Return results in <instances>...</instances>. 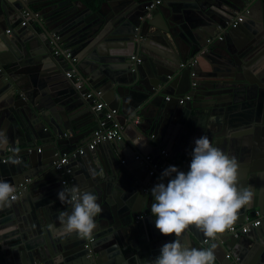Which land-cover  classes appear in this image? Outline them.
Segmentation results:
<instances>
[{"label": "water", "instance_id": "water-1", "mask_svg": "<svg viewBox=\"0 0 264 264\" xmlns=\"http://www.w3.org/2000/svg\"><path fill=\"white\" fill-rule=\"evenodd\" d=\"M3 1L11 16L0 18V131L8 141L0 180L15 187L17 200L0 207V264H148L175 237L155 228L150 210V190L165 169L151 176L134 155L157 159L166 146L180 162L172 166L186 172L203 135L236 158L237 186L253 194L233 224L255 209L260 224L238 237L226 229L208 243L191 225L181 243L212 250L213 264H233L228 250L244 264H264V0H162L149 17L145 0ZM22 9L32 18L20 33ZM69 66L86 88L103 91L124 125L121 140L68 159L71 189L93 193L102 209L88 237L64 231L60 214L72 203L58 199L64 188L53 165L56 154L88 142L101 116L65 76ZM185 94L190 99L179 104Z\"/></svg>", "mask_w": 264, "mask_h": 264}, {"label": "clouds", "instance_id": "clouds-1", "mask_svg": "<svg viewBox=\"0 0 264 264\" xmlns=\"http://www.w3.org/2000/svg\"><path fill=\"white\" fill-rule=\"evenodd\" d=\"M7 142L6 131H0V148ZM194 144L189 169L185 172L169 166L162 172L161 182L150 190L155 228L175 239L164 243L159 255L148 264H213L212 250L182 244L180 237L194 225L206 237L215 238L236 221L238 211L252 199L250 189L237 186L239 165L235 157L230 158L214 147L205 135ZM165 177L168 178L166 184ZM15 191L11 183L0 180V207L10 206L16 199ZM69 194L71 213L60 214L64 231L91 236L96 227L94 217L102 211L97 197L76 187ZM58 199L61 202L67 199L64 189L58 193Z\"/></svg>", "mask_w": 264, "mask_h": 264}, {"label": "built area", "instance_id": "built-area-1", "mask_svg": "<svg viewBox=\"0 0 264 264\" xmlns=\"http://www.w3.org/2000/svg\"><path fill=\"white\" fill-rule=\"evenodd\" d=\"M6 1H13V0H6ZM148 5L146 6L147 13L145 16H150V11L154 9L158 4L161 3V0H145ZM32 18V14L26 10L22 9L20 14L19 26L25 27L29 24ZM242 20V16L238 15L236 20L232 21L230 26H235L237 21ZM10 28L5 30L6 33L10 32ZM53 36H55L53 34ZM55 55H59V50H54L53 52ZM63 53L67 58H70V51L68 49H64ZM196 56L190 57L186 59L184 62L180 63V66L189 65L191 66L193 63L196 62ZM132 69H134V65L139 63V57L137 54H133L130 57ZM71 62H75V58H71ZM190 75L193 77L195 76L194 71H191ZM65 76L71 81V83L78 89L81 93V96L91 103V109L95 113H101V116L97 120V127L93 131L90 139L85 144L81 145L80 147L76 148L73 151L63 152L62 154L58 155L57 158L53 161V165L55 169L60 171L62 176L61 184L63 188L67 191L71 190V183L74 181L73 176L71 175V169L67 166L68 159L70 157H76L78 154H83L86 149L94 148L98 143L102 141H112V140H121L123 138V128L124 125L121 123V119L119 116V111L116 108L108 107L105 101L103 100V91L98 88H86L81 76L77 73L74 66H69L68 71L65 72ZM191 85L194 87L195 82L192 81ZM166 99H169V96H166ZM187 99H190V96L185 94L178 98L177 102L179 104H183ZM126 121V119H125ZM133 123L139 122V117L135 116L132 118ZM149 138L154 139V135L151 134ZM39 150V149H38ZM169 151L161 147L159 150V158L155 159L154 156L150 153L141 154L136 153L134 155V159L140 160L142 163L148 164V173L149 175L153 176L155 172L158 170H164L169 166L174 164L175 159L169 157ZM121 163H124V159L121 160ZM157 180L156 178L154 179ZM16 196V192L14 193ZM67 200H71V195L67 197ZM260 224V212L258 209H255L252 214L245 215L244 222L242 224H232L229 228H227L228 233L233 237H238L241 234L247 233L250 228L257 227ZM208 237H204L202 243L209 242ZM92 238H89L91 241ZM226 259H231L233 264H244L241 262L238 257L233 256L230 250L226 251L225 256Z\"/></svg>", "mask_w": 264, "mask_h": 264}, {"label": "crops", "instance_id": "crops-1", "mask_svg": "<svg viewBox=\"0 0 264 264\" xmlns=\"http://www.w3.org/2000/svg\"><path fill=\"white\" fill-rule=\"evenodd\" d=\"M1 2V4L4 2L3 0H0ZM71 1H75V0H71ZM83 2H86V1H84V0H82ZM103 0H89V2H91V3H87L88 5H90V6H94V5H99L101 2H102ZM110 1H112V0H110ZM112 3H114V2H112ZM69 4V3H68ZM8 13V8L7 7H5V10H3L2 8H1V5H0V18H3L4 17V15L5 16H8V17H10L11 15L10 14H7ZM20 20V19H19ZM15 21V20H14ZM19 23V22H18ZM18 26H19V24H18ZM4 28V30H6L7 28H11L12 26H11V23L9 24H6L5 22H4V26H3ZM26 27V26H25ZM19 28H21V26H19L18 27V32H22L24 29H19ZM203 66H206V62H203V63H201ZM158 144L160 145L161 144V142H159L158 141ZM161 147H164V148H166V146H161ZM167 150H168V148H166ZM169 151V150H168ZM170 155V154H169ZM122 159H125L126 160V157H123ZM156 159V158H155ZM158 159V158H157ZM178 164H180V162H177L176 160H175V162H174V164H172V165H178ZM15 200H17V197H16V199ZM224 259V258H223ZM214 263V262H213Z\"/></svg>", "mask_w": 264, "mask_h": 264}, {"label": "trees", "instance_id": "trees-1", "mask_svg": "<svg viewBox=\"0 0 264 264\" xmlns=\"http://www.w3.org/2000/svg\"><path fill=\"white\" fill-rule=\"evenodd\" d=\"M84 1H86V2H85L86 4H87V3H88V4L91 3V2H89V0H84ZM92 6H93V5H92Z\"/></svg>", "mask_w": 264, "mask_h": 264}, {"label": "flooded vegetation", "instance_id": "flooded-vegetation-1", "mask_svg": "<svg viewBox=\"0 0 264 264\" xmlns=\"http://www.w3.org/2000/svg\"><path fill=\"white\" fill-rule=\"evenodd\" d=\"M161 2H162V0H161ZM159 5H160V4H158L157 6H159ZM157 6H156V7H157ZM156 7H154V8H156Z\"/></svg>", "mask_w": 264, "mask_h": 264}]
</instances>
